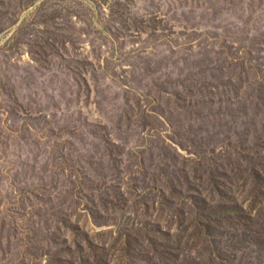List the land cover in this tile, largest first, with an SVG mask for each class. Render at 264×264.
<instances>
[{
    "label": "rangeland",
    "instance_id": "1",
    "mask_svg": "<svg viewBox=\"0 0 264 264\" xmlns=\"http://www.w3.org/2000/svg\"><path fill=\"white\" fill-rule=\"evenodd\" d=\"M0 264H264V0H0Z\"/></svg>",
    "mask_w": 264,
    "mask_h": 264
}]
</instances>
